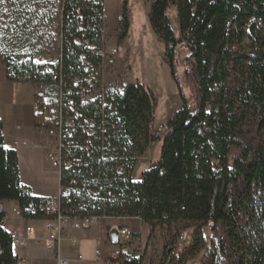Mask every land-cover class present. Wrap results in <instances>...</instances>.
Instances as JSON below:
<instances>
[{"label": "trees", "instance_id": "16d2710c", "mask_svg": "<svg viewBox=\"0 0 264 264\" xmlns=\"http://www.w3.org/2000/svg\"><path fill=\"white\" fill-rule=\"evenodd\" d=\"M73 0H0V63L11 83L32 84L57 102L58 84L38 75L33 55H62L55 70L63 71V91L77 76L94 84V73L80 68L77 12ZM176 13L180 38L172 28L170 10ZM89 21L101 26L104 4L96 13L85 12ZM149 23L164 43V62L177 85L182 106L168 123L161 140L152 138L158 102L155 93L142 84H127L122 93L111 95L104 138L94 141V153L77 154L81 172H68L62 185L73 206L86 215L139 218L149 237L165 230L161 264H174V228L195 224L187 254L195 256L206 247L203 230L211 232L210 246L219 242L216 264H264V0H154ZM130 32L127 2H123L117 24L119 42ZM102 30L94 33L101 46ZM249 42L248 51L245 43ZM185 45L192 61L187 77L197 88V108L184 97L176 65L177 47ZM36 51L35 54H31ZM62 63V67L58 68ZM96 70L100 63L95 62ZM100 76L98 81H100ZM100 100L90 116L101 122ZM0 121V205L16 202L27 220H42V207L49 199L33 196L20 181L18 155L3 145ZM163 141L160 161L136 183L133 173L138 158L150 146ZM114 148H118L114 151ZM233 150H239L230 164ZM106 155V159L102 156ZM113 156L116 158L113 159ZM121 158V159H119ZM126 164V173L117 169ZM74 180L75 184L70 185ZM113 192L121 200L106 207L94 198ZM32 205L36 212L28 210ZM0 264H17L10 233L1 226ZM135 238V237H134ZM119 242L116 244L119 246ZM213 258L214 252L210 253ZM144 255L121 250L119 264H144Z\"/></svg>", "mask_w": 264, "mask_h": 264}, {"label": "built area", "instance_id": "2783aa9c", "mask_svg": "<svg viewBox=\"0 0 264 264\" xmlns=\"http://www.w3.org/2000/svg\"><path fill=\"white\" fill-rule=\"evenodd\" d=\"M73 1L78 2L80 5L77 12L76 24V29L79 34L76 39V44L80 48V68L83 72H90L91 74L95 71H100L102 67V70H104L105 61L108 58L114 57L117 51L115 49L108 51L102 44L101 46L97 45L93 36L101 27L86 19L84 14L85 12L96 13L97 7L102 3L104 4V0ZM62 57V55L52 57L51 55L39 54L33 55L31 58L32 63L36 67L37 74L50 77L52 82L59 86V94L57 102L55 103V105H57L56 107H52L47 103V99H45L46 94L43 89L36 86L37 92L32 106L35 116L42 120L45 125L38 128V133L42 136H48L54 141L53 145L48 148L47 157L53 168L58 171L61 180L58 198L49 200L41 209L46 216V218L42 220L44 221V228L47 235L45 237L36 238L38 244L51 252L58 251L62 241V235L67 228H70L71 230H86L105 220L125 219L124 217H107L105 214L86 215L81 212V209L69 206L72 204V200L71 197L68 196L66 188L62 185L65 176L68 172H81L83 169L81 159L75 157L77 154H83L86 152L87 155H92L94 153V141L98 139L100 135L101 137L104 136L107 129V110L113 109V104L108 98L114 94H121L124 86L114 85L107 88L103 86L101 93L97 95L94 84L85 85L83 77L77 76L73 79L72 86L78 88V92L75 93L72 89L64 92L63 71L61 69V72L59 71L58 73L57 70H55L56 62H62ZM52 59H54V63L52 62ZM96 61L100 63L98 70L95 68ZM60 65L62 67V63L59 64L58 68ZM97 83L99 87L103 84L102 82L100 85V81ZM97 100L101 101L102 116L100 123H98L94 116H90L91 108ZM51 113L54 114L53 120L52 117H50ZM168 131L169 127L167 124H160L157 128H152L151 135L154 140H160L165 137ZM23 145L26 146V143H23ZM113 150L117 151L118 148H114ZM102 158L106 159V155L103 154ZM115 158L116 157L113 156V159ZM143 159V156L139 157L138 162ZM147 160L149 161V164L152 163V160L149 157ZM125 171V163L120 165L117 169L118 175L121 176L125 175ZM140 182L141 180L136 183ZM73 184H75V181L71 180L70 185ZM121 197V194L117 195L110 191L107 195H102L99 191L94 193V198L96 200H102L105 207L108 204H115L120 201ZM28 210H32L33 213L36 212L35 207L32 205L28 207ZM0 213L4 215L1 221V226L3 228H5L9 220H14L16 222L27 220L18 207L14 208L9 215L4 204H1ZM141 222L142 226L145 227L146 224H144L142 220ZM34 232L35 230L32 227L21 228L10 233L11 240L14 245L25 247L30 243V236L34 234ZM118 232L120 243L119 250L127 251L128 248L126 245L134 240V233L126 226L120 227ZM181 240H184V236L181 237ZM120 251L104 264H119ZM96 254L100 259L102 255L101 251H97ZM78 259L81 261L82 257L80 256ZM25 263V258H17V264ZM57 264H70V261L58 257Z\"/></svg>", "mask_w": 264, "mask_h": 264}, {"label": "crops", "instance_id": "0c3cea01", "mask_svg": "<svg viewBox=\"0 0 264 264\" xmlns=\"http://www.w3.org/2000/svg\"><path fill=\"white\" fill-rule=\"evenodd\" d=\"M110 1H113L118 8L115 18L116 28L123 2ZM110 1L104 0V25L106 23V27H108L107 13ZM153 1L146 8L148 19ZM128 9L131 30L135 21L133 6L131 7L128 4ZM104 34L105 32L102 33L101 37L104 38ZM145 82L146 84L140 82L132 84H142L146 87L148 83L146 80ZM127 84L131 83H125V85ZM151 90L155 93L159 105V95L153 89ZM36 92L37 88L32 84L9 82L7 68L0 63V121L3 124V145L6 149L13 150L18 155L21 184L30 188L35 197L54 200L59 196L61 180L58 171L53 168L47 157L48 147L53 144V139L38 133V128L45 125L42 120L35 116L32 109ZM176 110H168L167 115L169 112H172V115H169L165 123L173 118L177 112ZM159 111L160 108H158V113ZM155 119H157V116ZM158 142L150 146L146 152L147 156H143V160L146 157L152 160V164H148V168L151 165H156L161 159L162 151L157 161L154 158ZM23 143H26V146ZM4 207L10 215L12 210L18 207V204L16 202H4ZM122 226L130 228L134 232V240L139 242L147 240L148 227H143L139 218L109 219L86 230L67 228L62 235L60 247L56 252L47 251L37 242L36 238L47 235L43 220H24L21 222L9 220L4 230L12 233L25 227L34 228L35 232L30 236L31 241L27 246L18 247L14 245V256L25 258V264H57L58 257L70 261V264H104L119 252V246L111 242L109 234ZM97 251L102 253L100 259L96 254ZM80 256L82 257L81 261L78 259Z\"/></svg>", "mask_w": 264, "mask_h": 264}, {"label": "rangeland", "instance_id": "374dc122", "mask_svg": "<svg viewBox=\"0 0 264 264\" xmlns=\"http://www.w3.org/2000/svg\"><path fill=\"white\" fill-rule=\"evenodd\" d=\"M109 1L110 0H108V2ZM118 1H126L127 5L129 4L131 7L133 6L135 20L134 26H132L128 38L124 42H119L117 26L115 28V18L118 8L113 1H110L108 4L107 13L108 27H106V23L104 25L105 20L100 26L102 33L105 32L104 38L101 37V44L106 50L110 51L115 49L117 53H115L116 55L114 57L108 58L105 61L104 70H102V67L100 71H97L92 78V81L94 82V87L96 88V94L99 95L103 86L105 88L114 85L125 86V83L132 84L137 82L146 84V80L148 83L146 87L148 86L149 88L153 89L159 95L158 107L160 108V111L155 115L157 116V119H155V123L153 125V128L155 129L160 124H166L165 122L169 115H172V112H169L167 115L168 110H178L182 106V101L179 97L177 85L171 77L170 69L163 59L165 45L151 29L149 19L146 16V8L152 0ZM169 16L171 18L174 33L179 39V25L176 13L173 9L170 10ZM4 20L7 19H0V24L3 23ZM248 47L249 42L246 41V51L249 50ZM35 52L36 51H32L31 54H35ZM0 53H2L1 48ZM189 54L190 53L185 45H179L177 47L176 65L178 67L179 81L182 86L184 97L186 98L189 106L192 107V110L195 111L198 104L197 88L191 77H187L186 75V71H190L192 66V61L188 59ZM52 62L54 63V59H52ZM99 76L101 77L100 85L103 82L101 87H99L97 83ZM45 99H47V103L52 107L57 106L54 103V97L52 95L47 94ZM53 116L54 114L51 113L50 117H52V120ZM162 145L163 141H159L156 146V151L154 152V158L156 161L161 156ZM239 153V150L232 151L230 155V164L232 163V160L237 155H239ZM145 156H147V154H145ZM138 163L139 164L136 166L135 172L133 173L135 182H139L142 175L150 169L148 168L149 161L147 160V157L145 160ZM196 227L197 226L195 224H184L174 228L171 234L173 241L175 242L174 264H210L211 259H216L219 257L217 254V252H220L218 246L219 242L216 241L214 244V250L211 249L210 240L212 235L209 229L203 230L204 236L206 238V247L203 250H200L195 256H190L187 254V251L192 245L194 236L193 233ZM164 234L165 230L159 228L150 237L148 235L147 240L140 242L136 240L131 241L128 243V245H126L128 248V254L135 256L144 255V264H161L165 248ZM182 236H184V240H181ZM212 251L214 252L213 258H211L212 255L210 254ZM208 256L210 257V260ZM212 264L216 263L212 262Z\"/></svg>", "mask_w": 264, "mask_h": 264}, {"label": "water", "instance_id": "95a60500", "mask_svg": "<svg viewBox=\"0 0 264 264\" xmlns=\"http://www.w3.org/2000/svg\"><path fill=\"white\" fill-rule=\"evenodd\" d=\"M110 240L113 244H117L119 242V232L118 230L111 231L109 234Z\"/></svg>", "mask_w": 264, "mask_h": 264}, {"label": "bare ground", "instance_id": "6f19581e", "mask_svg": "<svg viewBox=\"0 0 264 264\" xmlns=\"http://www.w3.org/2000/svg\"><path fill=\"white\" fill-rule=\"evenodd\" d=\"M44 94V93H43ZM161 140V139H160ZM154 144V143H153Z\"/></svg>", "mask_w": 264, "mask_h": 264}]
</instances>
